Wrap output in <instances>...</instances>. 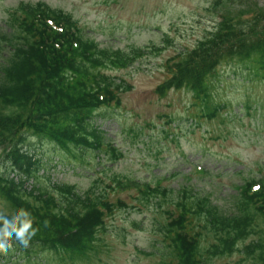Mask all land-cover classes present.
I'll use <instances>...</instances> for the list:
<instances>
[{"label": "trees", "instance_id": "trees-1", "mask_svg": "<svg viewBox=\"0 0 264 264\" xmlns=\"http://www.w3.org/2000/svg\"><path fill=\"white\" fill-rule=\"evenodd\" d=\"M215 3L222 4L221 0ZM235 7L224 11L190 49L168 60V74L157 86L161 97L172 89L189 93L192 104L199 106L192 116L194 127L222 108L212 97L220 65L234 62L264 78V4L244 2ZM77 22L44 1L21 0L4 22L6 29L0 26V157L9 164L8 170L0 168V198L12 214L28 211L33 227L39 229L28 247L15 240L11 244L25 251L53 250L81 264H98L107 218L131 206L126 198H112L111 193L133 189L138 206L147 208L153 201L157 208L152 219L158 233L154 253L138 249L158 258L155 264H211V258L234 252H245V259L264 264V231L256 228L264 223V171L237 186L230 212L194 185L172 189L162 185L164 178L140 182L112 173L110 190L97 184L84 191L60 183L49 189L38 186L35 177L42 163L25 149L26 137L75 156L97 157L96 166L116 161L121 153L96 121L119 107L122 93L131 86L107 71L132 67L142 57L161 51L152 44L129 49L101 46L85 36ZM29 179H34L30 189L25 187ZM253 183L259 187L253 190ZM130 223L139 225L135 219ZM256 234L257 239L242 245Z\"/></svg>", "mask_w": 264, "mask_h": 264}, {"label": "rangeland", "instance_id": "rangeland-1", "mask_svg": "<svg viewBox=\"0 0 264 264\" xmlns=\"http://www.w3.org/2000/svg\"><path fill=\"white\" fill-rule=\"evenodd\" d=\"M18 1L0 0L3 29L11 7ZM40 1L69 13L78 20L84 35L101 46L127 48L153 43L163 48L159 56H145L132 68L107 71L131 86L122 93L119 107L97 117L96 123L122 153L114 163L107 161V166L119 175L137 180L169 176L164 184L194 185L228 209L236 185L247 176L257 177L264 166V81L234 62L220 65L212 95L215 103L224 108L219 116L200 119V127H194L192 120L199 106L192 104L186 90L172 89L162 97L156 90L168 74L167 60L191 48L212 29L224 11H235V5L244 2L262 5L264 0H221V5L214 4V0ZM24 146L34 159L41 160L43 168L35 177L38 185H46V174L51 177L50 182L74 183L80 189L93 185L99 169L94 164L97 158L89 154L74 156L31 135L26 137ZM1 159L0 168L8 170L9 164ZM196 168L204 169L205 173H194ZM106 172L110 174L109 170ZM32 184L34 181L29 179L25 186ZM134 195L131 190L111 193L112 198H126L131 206L118 209L107 218L104 246L96 258L98 264L157 263L158 258L138 252V249L155 250L151 242L158 238V233L152 219L157 208L153 201L147 208L138 206ZM0 212L12 214L1 198ZM132 219L139 223L138 227L130 223ZM241 257L235 253L215 258L212 264H244L238 263ZM0 264L81 263L53 250L25 251L11 247L0 250Z\"/></svg>", "mask_w": 264, "mask_h": 264}, {"label": "clouds", "instance_id": "clouds-1", "mask_svg": "<svg viewBox=\"0 0 264 264\" xmlns=\"http://www.w3.org/2000/svg\"><path fill=\"white\" fill-rule=\"evenodd\" d=\"M44 226H48V221H44ZM38 230L33 227L31 214L24 209L11 215L0 212V250L10 249L13 240L21 247H28Z\"/></svg>", "mask_w": 264, "mask_h": 264}]
</instances>
